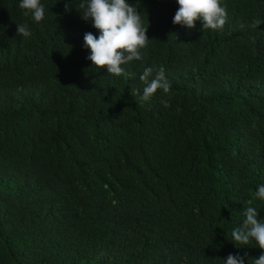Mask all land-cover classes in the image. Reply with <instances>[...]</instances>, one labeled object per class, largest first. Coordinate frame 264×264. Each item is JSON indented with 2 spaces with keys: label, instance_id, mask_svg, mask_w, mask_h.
<instances>
[{
  "label": "trees",
  "instance_id": "trees-1",
  "mask_svg": "<svg viewBox=\"0 0 264 264\" xmlns=\"http://www.w3.org/2000/svg\"><path fill=\"white\" fill-rule=\"evenodd\" d=\"M128 2L150 41L126 79L88 59L84 34L99 32L80 0H41V24L0 0V264L264 254L231 241L246 207L264 221V0H222V31L174 24L176 0ZM148 67H163L171 90L140 106L131 92Z\"/></svg>",
  "mask_w": 264,
  "mask_h": 264
},
{
  "label": "clouds",
  "instance_id": "clouds-1",
  "mask_svg": "<svg viewBox=\"0 0 264 264\" xmlns=\"http://www.w3.org/2000/svg\"><path fill=\"white\" fill-rule=\"evenodd\" d=\"M179 5L173 23L188 29H195L196 22L202 23V30L222 31L227 23V7L222 0H176ZM85 22H91L98 30L99 36L91 32L84 34V47L90 50L88 59L98 71L106 69L110 75L124 76L133 74L125 70V66L133 61L142 60V50L148 47V28L145 27L142 15L128 0H80L76 5ZM19 8L25 16H31L36 24L45 20L46 11L41 0H20ZM65 10L70 6L66 3ZM261 21L255 20L250 27L256 28ZM17 35L28 39L32 32L27 24H17ZM144 87L132 89L131 95L137 97L140 106L150 104L158 91L169 94L171 84L166 79L165 69L160 67L155 76L153 69L144 68L139 77ZM168 107L167 101H162ZM255 198L264 200V185L258 186ZM252 205V200L247 201ZM245 219L241 226L231 232V241L246 246L255 241L259 249L264 251V221L258 219L255 207L248 206L243 211ZM223 264H244V257L230 254ZM253 264H264V254L253 260Z\"/></svg>",
  "mask_w": 264,
  "mask_h": 264
}]
</instances>
